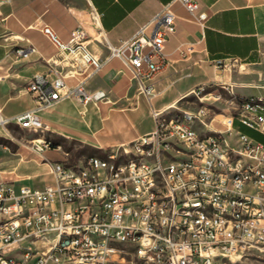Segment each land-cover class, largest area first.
I'll list each match as a JSON object with an SVG mask.
<instances>
[{"label":"built area","instance_id":"2783aa9c","mask_svg":"<svg viewBox=\"0 0 264 264\" xmlns=\"http://www.w3.org/2000/svg\"><path fill=\"white\" fill-rule=\"evenodd\" d=\"M179 1L204 28L208 14L198 1ZM11 2L0 0V6ZM175 27L170 2L132 37L107 43L105 57L89 49L83 26L66 40L47 23L40 31L85 65L89 77L111 58L121 59L152 104L153 80L168 63L164 46ZM190 48L178 47L185 56ZM33 51L18 47L16 54ZM29 90L36 106L9 117L0 110L1 125L37 132L44 128L41 111L60 101L98 104L107 98L84 81L69 85L57 70L36 75ZM151 112L154 129L124 149L127 158L111 151L69 165L46 157L57 148L51 140L29 142L50 164L53 180L42 187L0 181V264H264V142L234 128L238 121L264 136V105L238 100L234 112L210 122L203 108L172 114L152 105ZM72 232H80L79 241H72Z\"/></svg>","mask_w":264,"mask_h":264},{"label":"crops","instance_id":"0c3cea01","mask_svg":"<svg viewBox=\"0 0 264 264\" xmlns=\"http://www.w3.org/2000/svg\"><path fill=\"white\" fill-rule=\"evenodd\" d=\"M197 1L200 11L208 14L204 28L179 0H92L99 14L102 43L86 24L84 10L67 0H12L1 5L0 110L4 117L35 107L29 84L36 75L52 70L64 75L69 85L84 81L90 90H105L107 98L98 104L73 98L41 111L44 128L31 130V138L18 140L11 168L0 170V181L42 187L53 180L48 162L35 154L27 156L32 153L27 144L32 139L51 140L59 151L62 139L78 140L96 150H114L154 129L152 105L168 110L207 83L231 91L248 87L253 97L260 95L254 86L264 80V0ZM170 2L176 27L164 46L168 63L153 80L156 96L152 104L121 59L111 58L89 77L85 65L59 52L40 31V25L47 23L66 40L72 30L85 26L89 49L105 57L108 44L118 45L132 37ZM181 44L191 47L186 56L178 49ZM29 46L35 51L28 57L16 54L18 47ZM61 155L58 160L66 161Z\"/></svg>","mask_w":264,"mask_h":264},{"label":"rangeland","instance_id":"374dc122","mask_svg":"<svg viewBox=\"0 0 264 264\" xmlns=\"http://www.w3.org/2000/svg\"><path fill=\"white\" fill-rule=\"evenodd\" d=\"M84 10L85 14V22L88 26H90V30L97 37V40L101 42L103 36L99 33V24L96 19L95 11L92 5L87 0H67ZM89 35V31L87 27L83 26ZM90 37V35H89ZM102 43V42H101ZM103 45V44H102ZM257 86H254L256 90L260 93H264V80H259ZM204 89L200 90L199 88L195 89L192 93L185 96L179 102L175 104V106L168 109V111L172 114L180 113L182 110H199L205 109L207 114L206 121L210 122L211 119L220 113L230 114L235 111L236 101L241 100L242 98H249L255 96V94H251L248 87H242L243 91H231L227 87H224L221 84L210 82L204 85ZM255 93V90H252ZM145 104V103H144ZM147 106V104H146ZM213 125L216 128H224L220 123L215 121ZM196 128L199 131L206 130V127L202 124H195ZM235 130H238L242 133H245L256 140H260L264 142V136L251 130L240 122H235L234 124ZM33 135L32 131L26 128H21L16 123H9L5 126L0 124V170L3 169L7 172L8 169L11 168L9 162L14 158L12 152L16 151L18 146V140H26L31 138ZM28 148H29V142ZM62 149L61 152L64 153L67 158V164L69 165H78L81 164L87 157L96 155L100 157H105L108 152L115 151L118 153L121 158H127L128 155L124 152L125 148H132V144H127L116 148L114 150H96L92 147L84 144L78 140H61ZM30 150V149H29ZM31 151V150H30ZM57 149H51L46 152V156L51 160L61 159L63 156L61 152ZM11 152V153H10ZM32 152V151H31ZM34 153H29L27 156L32 157ZM36 155V154H35ZM37 156V155H36ZM2 167V168H1ZM237 264H260L259 262L254 261H246L244 263Z\"/></svg>","mask_w":264,"mask_h":264},{"label":"bare ground","instance_id":"6f19581e","mask_svg":"<svg viewBox=\"0 0 264 264\" xmlns=\"http://www.w3.org/2000/svg\"><path fill=\"white\" fill-rule=\"evenodd\" d=\"M240 102L242 103L256 102V105H264V97L242 98ZM218 117H221V115H219ZM97 159H104V157L97 156ZM79 239H80V232H72V241H79Z\"/></svg>","mask_w":264,"mask_h":264},{"label":"trees","instance_id":"16d2710c","mask_svg":"<svg viewBox=\"0 0 264 264\" xmlns=\"http://www.w3.org/2000/svg\"><path fill=\"white\" fill-rule=\"evenodd\" d=\"M53 144H54V142H53ZM55 145V144H54Z\"/></svg>","mask_w":264,"mask_h":264}]
</instances>
